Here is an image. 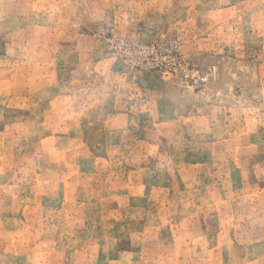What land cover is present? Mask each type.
<instances>
[{"label": "rangeland", "instance_id": "1", "mask_svg": "<svg viewBox=\"0 0 264 264\" xmlns=\"http://www.w3.org/2000/svg\"><path fill=\"white\" fill-rule=\"evenodd\" d=\"M0 264H264V0H0Z\"/></svg>", "mask_w": 264, "mask_h": 264}]
</instances>
